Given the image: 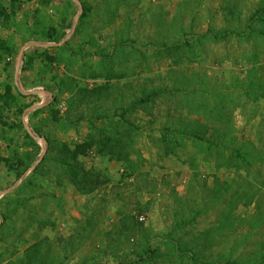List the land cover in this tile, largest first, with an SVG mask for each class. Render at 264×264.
<instances>
[{"label": "rangeland", "instance_id": "1", "mask_svg": "<svg viewBox=\"0 0 264 264\" xmlns=\"http://www.w3.org/2000/svg\"><path fill=\"white\" fill-rule=\"evenodd\" d=\"M78 2L0 0V264H264V0Z\"/></svg>", "mask_w": 264, "mask_h": 264}, {"label": "trees", "instance_id": "2", "mask_svg": "<svg viewBox=\"0 0 264 264\" xmlns=\"http://www.w3.org/2000/svg\"><path fill=\"white\" fill-rule=\"evenodd\" d=\"M4 7L0 5V18L4 14ZM67 38V34H61L56 36L55 34H52L51 36L49 35V38L47 37V43H54V44H59L63 42ZM49 39V40H48Z\"/></svg>", "mask_w": 264, "mask_h": 264}, {"label": "water", "instance_id": "3", "mask_svg": "<svg viewBox=\"0 0 264 264\" xmlns=\"http://www.w3.org/2000/svg\"><path fill=\"white\" fill-rule=\"evenodd\" d=\"M77 3L80 4V3L78 2V0H77ZM25 48H26V46L23 48L22 54H23ZM21 58H22V55H21V57H20V60H21ZM28 131L30 132L31 135H34L31 129H28Z\"/></svg>", "mask_w": 264, "mask_h": 264}]
</instances>
